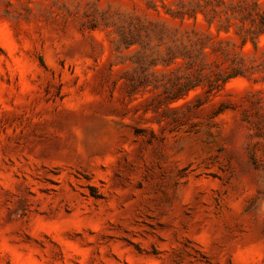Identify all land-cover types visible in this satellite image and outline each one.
<instances>
[{
	"label": "rangeland",
	"instance_id": "obj_1",
	"mask_svg": "<svg viewBox=\"0 0 264 264\" xmlns=\"http://www.w3.org/2000/svg\"><path fill=\"white\" fill-rule=\"evenodd\" d=\"M0 264H264V0H0Z\"/></svg>",
	"mask_w": 264,
	"mask_h": 264
},
{
	"label": "trees",
	"instance_id": "obj_2",
	"mask_svg": "<svg viewBox=\"0 0 264 264\" xmlns=\"http://www.w3.org/2000/svg\"><path fill=\"white\" fill-rule=\"evenodd\" d=\"M231 76H229L228 78H230ZM191 87H194V86H191Z\"/></svg>",
	"mask_w": 264,
	"mask_h": 264
}]
</instances>
